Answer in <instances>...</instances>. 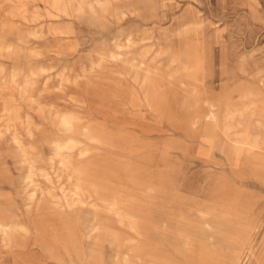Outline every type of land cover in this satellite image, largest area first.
<instances>
[{"label":"rangeland","instance_id":"374dc122","mask_svg":"<svg viewBox=\"0 0 264 264\" xmlns=\"http://www.w3.org/2000/svg\"><path fill=\"white\" fill-rule=\"evenodd\" d=\"M263 76L264 0H0V264H264Z\"/></svg>","mask_w":264,"mask_h":264},{"label":"bare ground","instance_id":"6f19581e","mask_svg":"<svg viewBox=\"0 0 264 264\" xmlns=\"http://www.w3.org/2000/svg\"><path fill=\"white\" fill-rule=\"evenodd\" d=\"M99 3H100V2H99ZM99 3H97V4H99ZM101 5L103 6V4H101ZM104 5H105V3H104ZM102 6H101V7H102ZM101 7H100V8H101ZM89 8H90V7H89ZM104 8H105V7H104ZM104 8H103V9H104ZM90 9H92V8H90ZM101 9H102V8H101ZM23 13H24V12H23ZM36 13H37V12H36ZM37 14H38V13H37ZM195 14H196V13H195ZM18 16H19V15H18ZM20 16H21V15H20ZM21 18H22V17H21ZM23 19H25V18H23ZM34 33H35V32H34ZM202 59H203V58H202ZM172 60H173V59H172ZM179 64H180V63H179ZM202 64H203V63H202ZM195 69H196V68H195ZM195 71H196V70H195ZM144 76H145V75H144ZM256 77H257V76H256ZM263 77H264V76H263ZM144 78H145V77H144ZM170 84H171V83H170ZM154 87H155V86H154ZM191 87H192V86H191ZM192 88H193V87H192ZM198 90H199V89H198ZM206 92H207V91H206ZM220 93H221V92H220ZM191 94H193V93H191ZM250 94H251V93H250ZM248 95H249V94H248ZM251 95H252V94H251ZM244 96H245V95H244ZM188 98H189V97H188ZM257 100H258V99H257ZM218 101H219V100H218ZM223 107H224V106H223ZM225 108H226V106H225ZM223 110H224V109H223ZM224 111H225V110H224ZM226 111H227V110H226ZM244 112H245V111H244ZM256 113H257V111H256ZM222 114H223V113H222ZM224 114H225V113H224ZM242 114H243V113H242ZM248 114H249V113H248ZM258 116H259V115H258ZM64 117H65V115H64ZM70 117H71V116H70ZM249 117H250V116H249ZM68 118H69V117H68ZM236 118H237V117H236ZM62 119H63V118H62ZM64 119H65V118H64ZM244 119H246V118H244ZM67 120H68V119H67ZM67 120H66V123L68 122ZM59 121H60V119H59ZM62 121H63V120H62ZM64 121H65V120H64ZM71 121H72V120H71ZM263 121H264V120H263ZM59 123H60V122H59ZM62 123H63L62 125H64V122H62ZM222 123H223V122H222ZM247 124H248V123H247ZM70 125H71V124H70ZM250 125H251V124H250ZM251 126H253V125H251ZM244 127H245V126H244ZM246 127H247V126H246ZM246 127H245V128H246ZM65 128H66V127H65ZM67 128H68V127H67ZM67 128H66V129H67ZM71 128H72V127H71ZM253 128H254V127H253ZM81 129H82V127H81ZM218 129H219V128H218ZM259 129H260V127H259ZM69 130H70V129H69ZM223 130H224V129H223ZM226 130H227V129H226ZM245 130H246V129H245ZM219 131H220V130H219ZM252 131H253V130H252ZM83 132H84V131H83ZM87 132H88V131H87ZM221 133H222V132H221ZM227 133H228V132H227ZM243 133H244V132H243ZM223 134H224V133H223ZM259 134H260V133H259ZM17 135H18V134H17ZM231 135H232V134H231ZM229 137H230V136H229ZM248 137H249V136H248ZM223 138H224V137H223ZM239 138H240V137H239ZM252 138H253V137H252ZM227 139H228V136H227ZM240 139H241V138H240ZM255 139H256V138H255ZM257 139H258V137H257ZM257 139H256V140H257ZM19 140H20V139H19ZM19 140H18V141H19ZM73 140H74V139H73ZM214 140H215V139H214ZM234 140H235V139H234ZM253 140H254V139H253ZM217 141H218V140H217ZM240 141H241V140H240ZM251 142H252V141H251ZM257 142H258V141H257ZM238 143H239V142H238ZM243 143L245 144L246 142L244 141ZM247 143H248V142H247ZM252 143H253V142H252ZM21 144H22V143H21ZM21 144H20V145H21ZM18 145H19V144H18ZM238 145H239V144H238ZM250 146H253V145H250ZM216 148H217V146H216ZM255 148H257V147H255ZM59 149H60V148H59ZM240 149H241V148H240ZM3 225H4V224H3ZM6 225H7V224H6ZM5 227H6V226H5ZM0 228H4V227H0ZM4 229H6V228H4ZM7 229H8V228H7ZM9 229H10V228H9ZM0 231H1V229H0ZM5 233H6V230H5ZM5 233H4V234H5ZM7 234H9V233H7Z\"/></svg>","mask_w":264,"mask_h":264}]
</instances>
